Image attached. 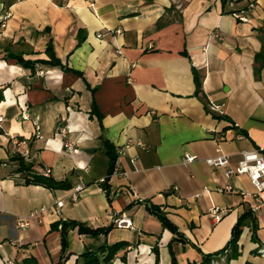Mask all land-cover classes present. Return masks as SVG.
Returning a JSON list of instances; mask_svg holds the SVG:
<instances>
[{"label": "crops", "instance_id": "crops-1", "mask_svg": "<svg viewBox=\"0 0 264 264\" xmlns=\"http://www.w3.org/2000/svg\"><path fill=\"white\" fill-rule=\"evenodd\" d=\"M247 5L0 0V264H57L61 234L52 226L60 221L111 228L97 237L70 229L62 264H84V252L113 244L121 248L110 264H172L171 253L175 264H264V191L256 195L246 176L227 178L204 162L217 150L231 166L243 151L264 156V0L246 12L247 22L233 17ZM49 44L66 71L18 64V56L49 60ZM209 102L222 104L223 115L210 114ZM36 123L42 140L33 138ZM9 135L30 142L35 173L47 167L48 178L66 187L7 178L17 171ZM104 142L117 155L108 178ZM184 154L197 160L185 164ZM77 185L83 190L74 202ZM247 211L255 229L242 228L238 256L206 261ZM116 218L131 227L117 228ZM20 219L28 225L18 228Z\"/></svg>", "mask_w": 264, "mask_h": 264}, {"label": "trees", "instance_id": "trees-1", "mask_svg": "<svg viewBox=\"0 0 264 264\" xmlns=\"http://www.w3.org/2000/svg\"><path fill=\"white\" fill-rule=\"evenodd\" d=\"M83 40V37H79V42ZM46 54L49 57V60H37V61H25L21 57H16L18 64L22 65L25 68L34 69L35 64H43L49 65L51 67L60 66L65 71L67 70L64 68L60 61L54 56L53 50L51 45H47ZM194 81L196 85V90L199 91L200 89V80L196 71H194ZM91 113L95 114L99 121H101V114L97 111L96 106L93 105L91 109ZM220 118V117H219ZM106 148V155L109 160V169H108V176H110L115 168L117 155L114 152V149L110 144L104 142ZM12 161H14L17 165V171H21L24 175L25 182L24 184H35L41 185L43 187H47L49 189H61L66 187V183L63 182H55L54 180L41 176L33 171L32 163H26L23 159L18 156H12ZM106 186V185H105ZM104 187V186H103ZM103 191L106 193V187L103 188ZM151 211L155 214V216L160 220L162 225L166 228L174 230L173 226L168 222L166 217L160 213L156 209H151ZM246 223H250L252 228L255 229V219L254 216L250 211L245 212L240 219L238 220L237 224L232 229L231 238L226 245V247L218 252L216 255L206 256L204 259L209 263L217 255L225 254L227 258L238 256V240L242 232V228L245 226ZM77 228L80 234L90 235L97 237L99 235H107L111 228H99V229H91L87 227L85 224H81L74 221H60L52 226V229L58 230L61 234V258L57 264H62L64 261V256L67 251V233L70 229ZM255 240V239H254ZM121 248V244H113L109 246H101L95 251H86L82 254V258L84 260V264H110L112 259L114 258L117 251ZM172 256V264H175V259L173 254Z\"/></svg>", "mask_w": 264, "mask_h": 264}, {"label": "built area", "instance_id": "built-area-1", "mask_svg": "<svg viewBox=\"0 0 264 264\" xmlns=\"http://www.w3.org/2000/svg\"><path fill=\"white\" fill-rule=\"evenodd\" d=\"M247 1V8L244 11H241L240 13H233V17L242 21L247 22L248 18L246 15L247 11L252 10L256 3L259 0H246ZM3 26V24H2ZM40 75H43V72H39ZM207 110L210 114H216V115H223V105L217 104L214 102H209L207 104ZM2 118L0 117V123L2 122ZM1 128V126H0ZM63 133V132H62ZM35 140H42L43 136L40 131V127L38 124H35L34 129V137ZM9 143H10V151L13 156H18L21 159L24 160L26 163H32L33 162V156L31 153L30 148V142L25 139H19L13 135L8 136ZM66 151L69 153H72L74 149L70 144H65ZM197 160V157L191 154H184L183 162L185 164L193 163ZM205 164L213 167V168H219L223 169L224 175L227 178H231L232 176H246L250 183L252 184L255 194L260 195L264 191V156L262 155L261 151L259 149H253L250 151H243L240 153V159L237 162L236 165L231 166L230 164V157L221 153L219 150H217V155L215 157L206 158L204 160ZM51 171L49 168L45 167L43 170V175L45 177H49ZM116 168H114L112 174L108 177L116 175ZM6 177L10 178L11 180H14L16 182L24 183L25 178L21 171H15V172H7ZM106 178L99 181V183H104ZM230 187H224L223 189H229ZM173 190H176L177 187L174 186L171 188ZM83 190L82 185H77L74 189V194L72 195V200L75 202L78 199V194ZM219 190H222L220 188ZM104 192V191H103ZM62 206V202H56L55 204V212L58 213V210ZM257 207H253L252 210L255 211ZM47 210L46 207H42L39 209L38 212H34L30 215V217H36L40 214L44 213ZM113 225H115L117 228H130L131 222L126 219L116 218L112 220ZM28 225V220L20 219L17 222L18 228H24ZM226 259V255L222 254L219 256L218 260L224 261ZM214 264H219L218 262H214Z\"/></svg>", "mask_w": 264, "mask_h": 264}, {"label": "rangeland", "instance_id": "rangeland-1", "mask_svg": "<svg viewBox=\"0 0 264 264\" xmlns=\"http://www.w3.org/2000/svg\"><path fill=\"white\" fill-rule=\"evenodd\" d=\"M3 21H4V20L1 21L0 26H2V24L4 23Z\"/></svg>", "mask_w": 264, "mask_h": 264}]
</instances>
